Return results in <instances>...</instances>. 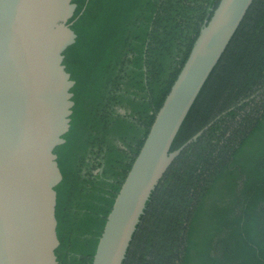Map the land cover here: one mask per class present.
I'll return each instance as SVG.
<instances>
[{"label":"trees","instance_id":"trees-1","mask_svg":"<svg viewBox=\"0 0 264 264\" xmlns=\"http://www.w3.org/2000/svg\"><path fill=\"white\" fill-rule=\"evenodd\" d=\"M220 1L72 0L76 37L63 64L73 106L54 148L58 264H91L120 185ZM209 123L171 162L134 264H264V0H253L210 72L176 149Z\"/></svg>","mask_w":264,"mask_h":264},{"label":"water","instance_id":"water-1","mask_svg":"<svg viewBox=\"0 0 264 264\" xmlns=\"http://www.w3.org/2000/svg\"><path fill=\"white\" fill-rule=\"evenodd\" d=\"M253 0H221L155 114L106 216L91 264H134L190 107ZM72 0H0V264H58L54 148L69 129Z\"/></svg>","mask_w":264,"mask_h":264},{"label":"rangeland","instance_id":"rangeland-1","mask_svg":"<svg viewBox=\"0 0 264 264\" xmlns=\"http://www.w3.org/2000/svg\"><path fill=\"white\" fill-rule=\"evenodd\" d=\"M123 111H124L123 109L119 108V112H123ZM98 171H99V168H95V169H93L92 174H96V173H98Z\"/></svg>","mask_w":264,"mask_h":264}]
</instances>
